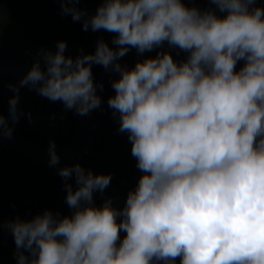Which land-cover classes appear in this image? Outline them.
I'll return each instance as SVG.
<instances>
[{"label": "clouds", "instance_id": "obj_1", "mask_svg": "<svg viewBox=\"0 0 264 264\" xmlns=\"http://www.w3.org/2000/svg\"><path fill=\"white\" fill-rule=\"evenodd\" d=\"M59 2L84 31L115 34L116 48L101 38L94 53L75 58L64 41L41 50L9 85L0 138L11 139L21 115L31 121L18 109L21 87L81 116L100 108L103 85L94 83L92 65H101L118 73L107 105L142 174L122 208L111 198L96 207L93 193L102 194L111 175L74 164L79 152L60 168L50 141L49 166L65 182L72 215L44 210L8 221L16 264H264V8L257 0H208L207 9L183 0H102L89 16L80 0ZM165 42L186 60L158 52L132 68L118 62L130 48L143 54Z\"/></svg>", "mask_w": 264, "mask_h": 264}, {"label": "trees", "instance_id": "obj_2", "mask_svg": "<svg viewBox=\"0 0 264 264\" xmlns=\"http://www.w3.org/2000/svg\"><path fill=\"white\" fill-rule=\"evenodd\" d=\"M102 0H80L77 7L86 10L91 16ZM188 7L207 9L214 7L208 0H183ZM257 6L264 8V0H257ZM218 15H223L217 12ZM115 34L104 30L97 32L82 29L81 22H74L71 15L61 14L59 0H0V58H11L29 65L39 58L41 50L55 51L57 41L67 45L65 55L75 58L83 53H94L99 39L110 47ZM158 52H167L179 63L186 60L188 53L178 48L169 47L165 42L160 48L138 54L135 48L118 61L128 68L137 61L155 58ZM243 61L236 65L238 71ZM43 67V62L41 61ZM94 83L102 84L103 90L97 88L101 97L100 108L93 110V134L88 151L74 164H80L93 175L110 174V185L101 194L93 193L96 207H100L106 198H111L113 207L122 208L129 190H134L141 176L136 159L131 155V143L127 133H120L118 116L113 115L107 105V99L114 95V89L106 81L118 79V73L105 70L101 65H92ZM19 81L7 76H0V114L9 115V98L14 95L9 85H18ZM18 109L21 115L13 132L32 142L49 146L54 141L56 147L67 144L76 128V112L65 110L61 101H50L36 91L21 87L19 89ZM72 164V165H74ZM70 165V166H72ZM64 180L58 175V168L49 163L39 162L17 149L9 146L0 147V264H16L14 240L7 228V222L20 217L30 220L44 210L71 216L73 209L66 203ZM73 190L77 187L75 178L69 179ZM125 233L120 232L121 238ZM162 264V262H160ZM179 264V258L176 259Z\"/></svg>", "mask_w": 264, "mask_h": 264}, {"label": "water", "instance_id": "obj_3", "mask_svg": "<svg viewBox=\"0 0 264 264\" xmlns=\"http://www.w3.org/2000/svg\"><path fill=\"white\" fill-rule=\"evenodd\" d=\"M30 67L31 65L19 60L0 58V76L7 75L17 81H20ZM28 88L35 91L34 88ZM76 117L77 122L73 137L67 144L56 147L59 164H62L74 157L85 147L89 138L92 137L93 111L84 116L76 113ZM1 146H9L17 149L36 161L49 163L48 147L36 144L20 134L13 132L11 139L7 137L0 138V147Z\"/></svg>", "mask_w": 264, "mask_h": 264}, {"label": "built area", "instance_id": "obj_4", "mask_svg": "<svg viewBox=\"0 0 264 264\" xmlns=\"http://www.w3.org/2000/svg\"><path fill=\"white\" fill-rule=\"evenodd\" d=\"M88 151V148L86 147L84 150H82V151H80L78 154V157H76V158H74L72 161L74 162V161H76L77 160V158H80V156H82L84 153H86ZM70 162L71 161H67V162H65L60 168H62V167H65V166H69V164H70Z\"/></svg>", "mask_w": 264, "mask_h": 264}, {"label": "rangeland", "instance_id": "obj_5", "mask_svg": "<svg viewBox=\"0 0 264 264\" xmlns=\"http://www.w3.org/2000/svg\"><path fill=\"white\" fill-rule=\"evenodd\" d=\"M106 84H107V86H109L111 89H113L112 86H111V81H106Z\"/></svg>", "mask_w": 264, "mask_h": 264}, {"label": "flooded vegetation", "instance_id": "obj_6", "mask_svg": "<svg viewBox=\"0 0 264 264\" xmlns=\"http://www.w3.org/2000/svg\"><path fill=\"white\" fill-rule=\"evenodd\" d=\"M121 65H123V63Z\"/></svg>", "mask_w": 264, "mask_h": 264}]
</instances>
